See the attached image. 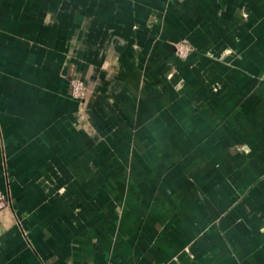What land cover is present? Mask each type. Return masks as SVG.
Wrapping results in <instances>:
<instances>
[{
	"label": "crops",
	"instance_id": "obj_1",
	"mask_svg": "<svg viewBox=\"0 0 264 264\" xmlns=\"http://www.w3.org/2000/svg\"><path fill=\"white\" fill-rule=\"evenodd\" d=\"M0 190V264H264V0H0Z\"/></svg>",
	"mask_w": 264,
	"mask_h": 264
},
{
	"label": "built area",
	"instance_id": "obj_2",
	"mask_svg": "<svg viewBox=\"0 0 264 264\" xmlns=\"http://www.w3.org/2000/svg\"><path fill=\"white\" fill-rule=\"evenodd\" d=\"M71 94L76 98H82L85 96V84L78 78L71 79ZM6 198L4 193L0 190V210L6 205Z\"/></svg>",
	"mask_w": 264,
	"mask_h": 264
},
{
	"label": "rangeland",
	"instance_id": "obj_3",
	"mask_svg": "<svg viewBox=\"0 0 264 264\" xmlns=\"http://www.w3.org/2000/svg\"><path fill=\"white\" fill-rule=\"evenodd\" d=\"M174 48H175V53L178 56L184 57L193 51L194 46L187 39H183V40L181 39L179 40V42H175Z\"/></svg>",
	"mask_w": 264,
	"mask_h": 264
}]
</instances>
